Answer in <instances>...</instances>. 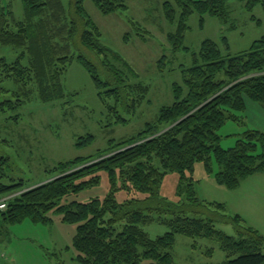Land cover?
<instances>
[{"label": "trees", "instance_id": "1", "mask_svg": "<svg viewBox=\"0 0 264 264\" xmlns=\"http://www.w3.org/2000/svg\"><path fill=\"white\" fill-rule=\"evenodd\" d=\"M91 1L105 15L127 8L126 0ZM174 1L166 0L163 5L171 23L176 20L174 5L180 8L177 30L168 34L175 53L187 49L183 45L187 20L194 12L201 16V23L206 15L225 22L229 19L230 0ZM242 1L249 9L258 3L264 6V0ZM22 4L24 18L18 19L12 7L0 1V45L18 52L12 62L0 57V114L17 112L32 101L63 99L64 77L77 60L91 75L114 120L109 125L131 121L151 88L133 81L137 71L102 43V31L88 13L85 0H68V5L64 0H22ZM140 36L148 39L145 34ZM124 39L129 41L130 35ZM224 42L228 48L226 38ZM84 48L103 56L100 66ZM166 61L167 55L159 59L160 70ZM8 81L11 88L4 84ZM172 89L173 103L161 107L155 121L146 123L134 136L110 139L106 148L93 155L56 162L46 169L47 179L52 180L34 184L22 179L0 180V202L6 200V207L0 208V234L9 224L25 219L51 223V212H59L64 222L78 224L73 246L82 264H142L143 260L178 264L172 253L177 235L217 241L227 256L220 264H264V235L246 225L241 215L224 213L225 205L199 199L194 177L197 162H203L212 173L213 158L219 167L217 182L231 190L250 176L264 173V130L247 129L228 149L221 146L219 134L227 121H240L236 112L247 109L246 98L264 105V37L235 55L225 54L214 40L203 41L192 66L184 70L183 84L174 83ZM6 95L10 96L2 99ZM13 119L19 122L21 115L16 113ZM94 139L93 134L80 136L75 145L85 147ZM8 159L0 156V164ZM103 172L110 182L104 198L62 202L99 185ZM168 172L179 173L177 193L186 195L183 202L160 196ZM121 190L131 198L119 202L116 194ZM139 194L145 197H135ZM154 222L167 225L169 231L152 238L144 226ZM217 222L233 224L235 235L217 228Z\"/></svg>", "mask_w": 264, "mask_h": 264}, {"label": "rangeland", "instance_id": "2", "mask_svg": "<svg viewBox=\"0 0 264 264\" xmlns=\"http://www.w3.org/2000/svg\"><path fill=\"white\" fill-rule=\"evenodd\" d=\"M0 1L3 5L11 6L18 19L24 18L22 0ZM165 1L126 0V9L105 15L91 0H85L88 13L102 31V43L122 55L137 71L138 77L131 78L133 81L150 86L147 99L126 125H109L114 120L99 98L91 75L77 60H73L64 77L66 95L63 99L52 103L32 101L17 112L0 114V156L9 157L6 163L0 164V180L11 183L22 179L29 184L50 181L52 179H47L49 172L46 169L56 162L93 155L106 148L110 139L120 140L136 135L146 123L157 119L161 107L173 103V84H183L184 70L192 66L193 57L199 54L203 41L214 40L225 54L235 55L248 50L254 41L264 37L263 4L258 3L249 9L242 0H230L227 22L206 15L201 23V16L197 12L191 14L183 44L187 49L175 53L168 34L177 30L180 8L174 5L176 20L171 23L166 18ZM171 1L175 4L174 0ZM64 2L68 5V0ZM127 34L130 35L129 41L124 39ZM141 34L148 39L143 40ZM224 38L227 39L228 48ZM84 53L95 64L101 65L103 56L87 48H84ZM163 55H167V61L165 68L160 70L157 62ZM17 56L15 48L0 45V57L12 62ZM4 84L10 88L12 86L11 81ZM246 100L247 109L236 112L240 121L229 120L219 130L221 146L225 149L235 146L247 129L264 130V105L248 98ZM16 113L21 115L19 122L13 119ZM87 134H93L94 141L88 146L77 147V138ZM212 163V173L203 162L195 164L197 197L225 205L224 213L241 215L246 225L264 235V191L256 189L264 181L249 177L237 189L231 190L217 182L219 167L214 158ZM103 173L99 185L69 195L62 202H88L93 198H104L109 192L110 182L107 173ZM179 181V173L168 172L163 179L160 196L174 203L183 202L186 195H178ZM116 196L119 202L131 198L125 190L117 192ZM135 197L144 198L145 195ZM188 215L200 216L193 212ZM50 216L53 219L51 223L25 219L9 224L0 234V264H82L77 260L79 252L73 246L78 224L64 222L59 212H51ZM216 226L235 235L233 224L217 222ZM144 229L152 238L169 231L167 225L157 222L147 224ZM211 248L213 251L210 253ZM172 253L178 264H220L227 260L219 243L207 238L177 235ZM149 263V260L142 262Z\"/></svg>", "mask_w": 264, "mask_h": 264}, {"label": "crops", "instance_id": "3", "mask_svg": "<svg viewBox=\"0 0 264 264\" xmlns=\"http://www.w3.org/2000/svg\"><path fill=\"white\" fill-rule=\"evenodd\" d=\"M250 178L251 179H255L256 181L262 182V181H264V173H257L255 175L250 176ZM245 182H246V180H244L242 183H245ZM256 189L264 191V183L263 184L262 183L258 184Z\"/></svg>", "mask_w": 264, "mask_h": 264}, {"label": "built area", "instance_id": "4", "mask_svg": "<svg viewBox=\"0 0 264 264\" xmlns=\"http://www.w3.org/2000/svg\"><path fill=\"white\" fill-rule=\"evenodd\" d=\"M6 207V200L4 199V200H2L1 202H0V208L1 209H4Z\"/></svg>", "mask_w": 264, "mask_h": 264}]
</instances>
